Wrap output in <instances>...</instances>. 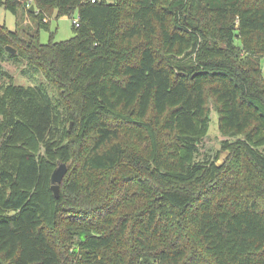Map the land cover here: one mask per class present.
Returning a JSON list of instances; mask_svg holds the SVG:
<instances>
[{
  "label": "trees",
  "instance_id": "obj_1",
  "mask_svg": "<svg viewBox=\"0 0 264 264\" xmlns=\"http://www.w3.org/2000/svg\"><path fill=\"white\" fill-rule=\"evenodd\" d=\"M36 1L79 25L0 22V264H264V0Z\"/></svg>",
  "mask_w": 264,
  "mask_h": 264
},
{
  "label": "rangeland",
  "instance_id": "obj_2",
  "mask_svg": "<svg viewBox=\"0 0 264 264\" xmlns=\"http://www.w3.org/2000/svg\"><path fill=\"white\" fill-rule=\"evenodd\" d=\"M20 7L18 13L15 15L4 7L0 8V22L8 26L11 30H17L24 39H29L28 33H34L39 29L38 15L43 13L45 20L51 25V31L54 32L53 40L60 42L67 40L75 35L73 29V18L79 16L78 9L72 15H64L57 17L56 10L51 7L44 8L40 6L36 0H19ZM34 5V11L30 12L28 9ZM50 31L46 29L40 30V40L42 43H47L50 39ZM235 43L241 45L240 39L235 38ZM4 67L13 75V81L16 85H38L42 82L46 83L45 77L41 71L36 70L30 66L26 60L18 57H12L6 54L1 60ZM262 74L264 77V58L261 60ZM8 79H6V84ZM51 88V87H50ZM208 106L210 110V127L207 136L199 145L198 159L213 156L220 148L221 141L224 136L219 130V115L215 108L214 99L208 98ZM226 156V153L221 154L219 162ZM71 164V163H70Z\"/></svg>",
  "mask_w": 264,
  "mask_h": 264
},
{
  "label": "water",
  "instance_id": "obj_3",
  "mask_svg": "<svg viewBox=\"0 0 264 264\" xmlns=\"http://www.w3.org/2000/svg\"><path fill=\"white\" fill-rule=\"evenodd\" d=\"M30 11H34V5L30 7ZM6 49L14 54L16 53V49L11 46H7ZM69 164L65 162H60L59 165L54 169L51 175V188L56 197L60 196V185L68 171Z\"/></svg>",
  "mask_w": 264,
  "mask_h": 264
},
{
  "label": "built area",
  "instance_id": "obj_4",
  "mask_svg": "<svg viewBox=\"0 0 264 264\" xmlns=\"http://www.w3.org/2000/svg\"><path fill=\"white\" fill-rule=\"evenodd\" d=\"M90 1H92V2H96V1H99V0H90ZM73 23H74L76 26L79 25V19H78V17L73 19Z\"/></svg>",
  "mask_w": 264,
  "mask_h": 264
}]
</instances>
